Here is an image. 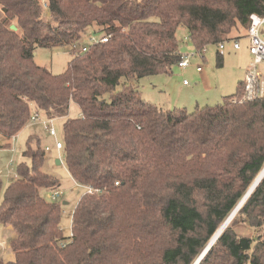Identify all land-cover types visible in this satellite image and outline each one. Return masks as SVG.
<instances>
[{"label": "trees", "instance_id": "1", "mask_svg": "<svg viewBox=\"0 0 264 264\" xmlns=\"http://www.w3.org/2000/svg\"><path fill=\"white\" fill-rule=\"evenodd\" d=\"M251 14L264 15V0H0V134L14 138L31 105L63 118L62 157L86 188L65 235L62 204L41 194L59 180L31 135L0 200L15 234L14 260L0 264H193L264 168V97L239 85L188 112L142 99L133 82L172 72L179 26L202 56ZM58 45L73 51L62 72L34 61L36 47ZM198 264H264V174Z\"/></svg>", "mask_w": 264, "mask_h": 264}, {"label": "rangeland", "instance_id": "2", "mask_svg": "<svg viewBox=\"0 0 264 264\" xmlns=\"http://www.w3.org/2000/svg\"><path fill=\"white\" fill-rule=\"evenodd\" d=\"M91 31L90 27L86 28L79 40L80 45L87 42L86 38ZM261 36L264 38V25L261 27ZM176 39L182 54L194 52V47L187 37L184 26L177 28ZM231 46L232 40L225 43L222 59L218 60L217 44H209L202 56L196 54L191 57L189 66L180 68L175 65L169 74L159 73L145 76L134 81L133 85L139 91L142 99L165 109L185 108L188 112H192L196 106H214L221 103L224 97L231 96L236 92L238 85L244 79L249 63L252 61L249 42L248 48H246L244 40L240 42L241 47L238 50H234ZM72 54V46L70 45H58L49 48L36 47L34 61L38 65L48 68L52 73H60L67 67ZM196 66H200L201 70L197 71ZM257 67L260 71H264V62L258 64ZM184 81H186L185 85L183 84ZM31 109V121L14 138L7 140L0 134V180L2 182L0 200L4 188L16 178V165L21 160H25L22 151L28 138L31 135H36L44 150L45 147L50 148L49 151H45L43 170L59 180V186L56 190L60 193L59 196L51 197L50 192L44 190H41V194L50 201H57L62 204L60 227L65 235H70L72 211L86 188L72 179L64 163L62 151L59 150L58 152L55 147L56 141L62 142V122L64 119L58 117L52 120V127L55 130L53 136L42 124V121L49 120L44 112H36L34 105H31ZM35 113H37V117L33 118ZM78 113L76 105L71 103L68 116L75 117ZM56 159L60 160L59 164ZM236 230L247 235L253 234L250 229L244 228L242 224H237ZM14 235L10 227L0 223V259L4 261L10 260L12 257L9 242Z\"/></svg>", "mask_w": 264, "mask_h": 264}, {"label": "built area", "instance_id": "3", "mask_svg": "<svg viewBox=\"0 0 264 264\" xmlns=\"http://www.w3.org/2000/svg\"><path fill=\"white\" fill-rule=\"evenodd\" d=\"M45 5V4H44ZM264 25V15H258V14H251L249 16V22L246 28V37L249 42V52L252 55V61L249 63L244 79L242 83L240 84L243 89V96L247 99H254V98H262L264 97V71H260L258 69V64L261 62H264V38L261 36V27ZM108 36H96L91 35L88 38L89 43H96V42H105L107 41ZM232 40V46L235 49L239 48V42L236 39ZM229 40H223L220 41L218 46V51L220 54H223L225 50V43ZM87 45H84L82 47V50H86ZM198 55L196 52L191 53H185L182 54L181 59L178 61L177 66L180 68H185L189 66L190 59L194 55ZM196 70L200 71L201 67L196 66ZM186 84V81L183 82ZM37 117V113L33 116V118ZM48 121H42V124L44 125L45 129L48 130L50 135H55V130L52 127V120L53 118H48ZM55 147L58 150L62 149V142L56 141ZM49 147H45V151H49ZM88 192H91L92 190L89 188L87 189ZM59 192L54 190L50 192L51 197H57L59 196Z\"/></svg>", "mask_w": 264, "mask_h": 264}, {"label": "water", "instance_id": "4", "mask_svg": "<svg viewBox=\"0 0 264 264\" xmlns=\"http://www.w3.org/2000/svg\"><path fill=\"white\" fill-rule=\"evenodd\" d=\"M10 28L12 30H17V27L14 24L10 25ZM56 162L59 164L60 160L56 159ZM258 184V183H257ZM255 184L253 187L248 188L247 192L245 193L244 197L242 198V200L238 203V205L235 207V209L231 212V214L227 217L225 222H229V220H231L232 216H234L237 212V210L240 208L241 204L245 201V199L248 197V195L252 192V190L255 188V186L257 185ZM65 203V202H64ZM213 245V242H211V238L208 241L207 245L205 246V248L203 249V251L200 253V255L197 257V259L194 261L193 264H198V262L203 258V256L206 254V252L210 249V247Z\"/></svg>", "mask_w": 264, "mask_h": 264}, {"label": "bare ground", "instance_id": "5", "mask_svg": "<svg viewBox=\"0 0 264 264\" xmlns=\"http://www.w3.org/2000/svg\"><path fill=\"white\" fill-rule=\"evenodd\" d=\"M264 174V168L259 172V174L255 177L254 181L252 182V184L250 185V187H253L255 184H257L259 182V180L261 179V177ZM249 187V188H250ZM233 217V216H232ZM226 221V220H225ZM220 225L218 227V229L214 232V234L211 237V242H215V240L217 239V237L220 235V233L224 230L225 226L228 224V222H225ZM230 221V220H229Z\"/></svg>", "mask_w": 264, "mask_h": 264}, {"label": "crops", "instance_id": "6", "mask_svg": "<svg viewBox=\"0 0 264 264\" xmlns=\"http://www.w3.org/2000/svg\"><path fill=\"white\" fill-rule=\"evenodd\" d=\"M232 38L233 39H236V40H238V42L240 41H245L246 42V48H248V40H247V37H246V30L245 29H240V31L239 32H237V33H233L232 34ZM240 42H239V48L241 47L240 46ZM234 50H238V49H235L233 46H231ZM184 84V83H183ZM241 84V83H240ZM239 84V85H240ZM185 85V84H184ZM238 85V86H239ZM9 227V226H8ZM11 228V227H10ZM12 229V228H11ZM13 231V230H12ZM12 260H14V253L12 252V257H11V259L10 260H7V261H12Z\"/></svg>", "mask_w": 264, "mask_h": 264}]
</instances>
